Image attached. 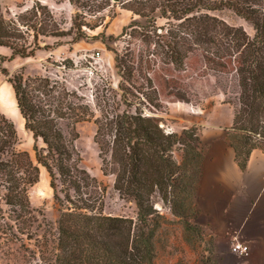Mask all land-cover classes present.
Segmentation results:
<instances>
[{"label":"trees","instance_id":"trees-1","mask_svg":"<svg viewBox=\"0 0 264 264\" xmlns=\"http://www.w3.org/2000/svg\"><path fill=\"white\" fill-rule=\"evenodd\" d=\"M68 2L94 17L114 6L131 14L116 39L96 37L124 44L114 51L119 81L115 88L103 82L95 89L91 106L61 80L22 73L7 79L24 130L33 139L34 160L16 148L15 126L0 112V238L22 248L25 241L33 245L41 264H155L172 221L155 209L154 201L169 210L183 231L199 234L200 229L196 189L203 158L198 130L167 132L157 116L166 103L190 102L179 84L181 75L200 65L205 75L228 79L234 97L228 101L233 118L227 141L239 169L245 170L254 150L264 153V0ZM17 7L20 11L11 15L0 5V47L10 51L7 61L49 49L39 45L42 38L65 35L40 0L27 9ZM221 10L234 12L253 34L214 16ZM78 16L72 21L78 30L98 28ZM83 37L79 31L73 40ZM1 72L7 75L5 69ZM80 123L94 125L101 172L113 176L114 190L135 204L134 219L102 214L98 183L80 168L74 147ZM40 167L59 207L55 235L37 233L42 228L30 206L28 192L39 181Z\"/></svg>","mask_w":264,"mask_h":264},{"label":"rangeland","instance_id":"rangeland-1","mask_svg":"<svg viewBox=\"0 0 264 264\" xmlns=\"http://www.w3.org/2000/svg\"><path fill=\"white\" fill-rule=\"evenodd\" d=\"M34 1L37 0H0V5L14 15L20 11L17 6L24 5V9H27ZM40 1L50 8L65 35L60 38H42L39 45L41 47L47 45L49 49L42 48L29 58L17 57L7 61L10 51L0 47V112L15 126L18 137L16 148L28 152L33 160L34 142L31 135L24 130L23 120L18 113L13 91L7 79L22 73L24 76H46L61 80L69 90L78 92L92 106V94L95 89L102 87L103 82L116 87L119 76L114 68V51H121L124 47L119 40L103 43L96 37L104 34L106 37L111 36L116 39L131 19V14L119 6L110 7L94 17L87 8H77L68 0ZM77 13L78 21H84L83 24L88 23L89 27L99 25L98 28L91 30L82 26L81 30H78V27L73 26L72 23ZM6 16L8 17V14ZM214 16L231 27L242 28L248 35L253 34L251 26L231 10L217 11ZM79 31L85 37L74 41L73 38ZM1 58L6 60L2 62ZM64 65L67 68H64ZM1 69H5L7 75H3ZM181 77L179 84L190 98V102L166 103L165 112L157 114L163 119L162 126L167 132H172V125L182 122L181 119L202 120L212 117L224 123L229 119L232 121L233 106L228 101H232L234 95L230 94L233 86L228 84V79L216 77L212 73L205 75L200 65L196 70L188 69ZM76 131L78 138L74 142V147L80 157L79 166L98 183L102 214L134 219L136 217L135 204L122 199L114 190L113 176L103 175L101 172V162L93 141L94 125L80 123L76 125ZM39 145L41 146L40 143ZM28 195L30 206L35 210V215L42 228L37 233L42 234L43 230H46L51 235H55L60 213L53 199L49 177L44 168L40 167L39 181L29 189ZM154 202L155 209L172 221L161 238L163 246L158 251L155 264H205L206 262H208L206 264H213L216 262L220 255H216V259L213 258V242L210 232H205L198 224L199 234L183 231L180 223L171 216L169 210L162 208L160 201ZM47 239L50 240L52 237L47 236ZM227 242L229 244V237ZM24 244L22 248L18 244H7L0 238V264H41L38 256L34 254L36 250L33 245L26 241ZM220 258H223L224 263L231 261L226 253Z\"/></svg>","mask_w":264,"mask_h":264},{"label":"crops","instance_id":"crops-1","mask_svg":"<svg viewBox=\"0 0 264 264\" xmlns=\"http://www.w3.org/2000/svg\"><path fill=\"white\" fill-rule=\"evenodd\" d=\"M181 121L174 123L171 131L179 134L197 127L202 147L196 222L211 233L213 258L226 253L231 259L224 263L217 257L213 264H264V153L254 150L245 170H240L227 141L231 119L226 123L212 117ZM229 229L238 231L248 243V257L231 253L226 235Z\"/></svg>","mask_w":264,"mask_h":264},{"label":"built area","instance_id":"built-area-1","mask_svg":"<svg viewBox=\"0 0 264 264\" xmlns=\"http://www.w3.org/2000/svg\"><path fill=\"white\" fill-rule=\"evenodd\" d=\"M226 235L229 237V249L231 253L237 255L240 258H246L249 254V245L241 237L238 231L227 230Z\"/></svg>","mask_w":264,"mask_h":264},{"label":"water","instance_id":"water-1","mask_svg":"<svg viewBox=\"0 0 264 264\" xmlns=\"http://www.w3.org/2000/svg\"><path fill=\"white\" fill-rule=\"evenodd\" d=\"M114 1H117V0H114Z\"/></svg>","mask_w":264,"mask_h":264}]
</instances>
